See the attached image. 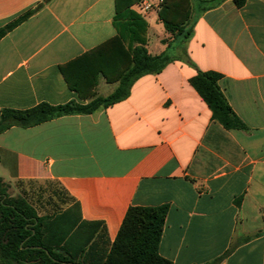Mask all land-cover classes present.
<instances>
[{"label": "crops", "instance_id": "0c3cea01", "mask_svg": "<svg viewBox=\"0 0 264 264\" xmlns=\"http://www.w3.org/2000/svg\"><path fill=\"white\" fill-rule=\"evenodd\" d=\"M30 11L0 39V116L114 92L119 66L96 83L66 74L117 35L115 0H0V28ZM144 19L146 36L163 26L156 10ZM186 52L195 67L175 60L108 108L0 133V178L56 182L111 244L130 207L167 206L159 253L172 264H264V0L200 12ZM197 70L222 74L246 130L212 120Z\"/></svg>", "mask_w": 264, "mask_h": 264}, {"label": "trees", "instance_id": "16d2710c", "mask_svg": "<svg viewBox=\"0 0 264 264\" xmlns=\"http://www.w3.org/2000/svg\"><path fill=\"white\" fill-rule=\"evenodd\" d=\"M138 1L115 0L117 35L78 59L75 69L66 74L68 80L80 76L88 78L96 67L111 70L119 66L122 68L118 73L119 84L113 93L96 97L86 104L69 102L53 106L41 103L27 110L5 109L0 116V133L14 126L28 128L56 117L92 114L108 108L127 99L139 78L158 74L175 60L195 67L186 52V42L195 21L193 24L181 21V0H164L158 12L165 31L172 36L166 50L158 55L148 52V24L131 8ZM213 1L215 4L202 11L217 6L221 0ZM232 1L237 8L247 2ZM31 13L0 28V39ZM127 40L129 44L123 50ZM221 78L218 72L197 70L189 83L211 110L212 120L227 130H246L247 126L233 111L218 84ZM9 189L10 185L0 178V264H172L159 253L167 206L130 207L111 244L105 225L84 221L80 204L59 184L54 194L58 201L52 202L53 197H50L47 204H43V211L23 194L12 196ZM218 262L219 259L209 264Z\"/></svg>", "mask_w": 264, "mask_h": 264}, {"label": "rangeland", "instance_id": "374dc122", "mask_svg": "<svg viewBox=\"0 0 264 264\" xmlns=\"http://www.w3.org/2000/svg\"><path fill=\"white\" fill-rule=\"evenodd\" d=\"M143 0H140L132 5V9L134 6L138 3H140ZM153 3V10L160 11L162 8V4L164 3V0H149ZM216 2V1H215ZM215 2H211V0H181V10H182V17L180 18L181 21H189L190 24H193L197 16L202 12L204 8H208L215 4ZM150 11V12H152ZM149 14V13H148ZM142 16V15H141ZM144 18V16H142ZM146 17V16H145ZM167 33L164 29V26H160L159 28L155 27L153 28L149 35L147 34V50L150 54L155 55L158 54L160 48L163 47L164 44H169L172 41V36L167 33L166 38H164V35ZM164 38V39H163ZM162 39V40H161ZM165 43H164V41ZM129 42L128 40L126 43H124L123 50L127 49ZM185 44V42H183ZM179 50H181V46L179 47ZM104 67H96L93 75L91 77H84L80 76L86 81L94 78L95 83L96 79H100L101 77H105ZM97 75V76H96ZM74 78V77H73ZM72 79V77H71ZM107 81H110L109 78H106ZM58 189V184L56 182L46 180L43 182H28V183H17L15 186L10 185L9 192L12 196L17 197L19 195H25L27 196L33 203L37 204L41 207V211H43L44 208H42L43 204H47L50 197H53L51 200L52 202L58 201V199L54 196L55 190ZM46 207L49 209L50 206Z\"/></svg>", "mask_w": 264, "mask_h": 264}, {"label": "built area", "instance_id": "2783aa9c", "mask_svg": "<svg viewBox=\"0 0 264 264\" xmlns=\"http://www.w3.org/2000/svg\"><path fill=\"white\" fill-rule=\"evenodd\" d=\"M153 9V3L149 0H143L134 6V10L142 16H147Z\"/></svg>", "mask_w": 264, "mask_h": 264}]
</instances>
